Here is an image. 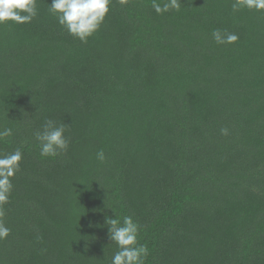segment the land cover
<instances>
[{
	"label": "trees",
	"instance_id": "trees-1",
	"mask_svg": "<svg viewBox=\"0 0 264 264\" xmlns=\"http://www.w3.org/2000/svg\"><path fill=\"white\" fill-rule=\"evenodd\" d=\"M48 3L0 25V152H23L0 264H108L113 212L141 226L145 264H264V11L112 0L81 43ZM45 119L66 125L67 152L39 155Z\"/></svg>",
	"mask_w": 264,
	"mask_h": 264
},
{
	"label": "clouds",
	"instance_id": "clouds-1",
	"mask_svg": "<svg viewBox=\"0 0 264 264\" xmlns=\"http://www.w3.org/2000/svg\"><path fill=\"white\" fill-rule=\"evenodd\" d=\"M119 2L126 4L128 0ZM111 3L112 0H51L48 12L69 35L81 43H87L88 38L100 29ZM151 6L156 14L162 15L170 10L179 11L181 0H152ZM231 8L234 13L241 9L264 11V0H232ZM37 15V0H0V25L10 21L17 24L30 23ZM211 35L218 45L234 44L239 39L236 33L221 29H214ZM65 132L64 123L45 119L41 127L33 132L39 144V155L56 157L67 152L69 140ZM220 132L227 135L228 129L221 128ZM12 135V128L0 127V141L7 142L6 138ZM22 159L20 147L10 152H0V240L6 239L11 231L3 223L2 217L13 187L11 178L20 171ZM96 159L105 161L103 150L96 153ZM106 209L112 211L111 208ZM103 227L107 228L108 240L116 246L111 257H105L108 264H145L149 249L146 244L139 242L141 226L132 216L117 217L114 212L112 216L105 215Z\"/></svg>",
	"mask_w": 264,
	"mask_h": 264
}]
</instances>
